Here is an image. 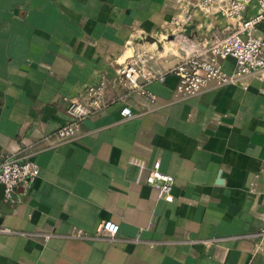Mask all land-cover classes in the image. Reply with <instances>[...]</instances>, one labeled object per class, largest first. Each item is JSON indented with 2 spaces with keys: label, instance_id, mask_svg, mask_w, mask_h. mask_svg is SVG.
Segmentation results:
<instances>
[{
  "label": "crops",
  "instance_id": "crops-1",
  "mask_svg": "<svg viewBox=\"0 0 264 264\" xmlns=\"http://www.w3.org/2000/svg\"><path fill=\"white\" fill-rule=\"evenodd\" d=\"M171 15L168 0H0V158L38 167L18 200L0 199V264H264V70L183 99L168 72L148 83L152 102L124 96L138 114L119 118L117 67L134 48L166 72L228 30L216 12L178 28ZM99 80L104 105L59 140L63 98ZM155 160L171 201L144 180ZM107 218L116 233L94 234Z\"/></svg>",
  "mask_w": 264,
  "mask_h": 264
},
{
  "label": "built area",
  "instance_id": "built-area-1",
  "mask_svg": "<svg viewBox=\"0 0 264 264\" xmlns=\"http://www.w3.org/2000/svg\"><path fill=\"white\" fill-rule=\"evenodd\" d=\"M251 2L255 3V9L246 14L245 10ZM168 5L172 9L170 18L174 28L189 23L193 12L198 10L202 14L218 13L226 19L228 30L218 34L214 29H209L205 43L175 62L166 72L157 71L151 66V54L147 48H134L117 67L118 75L125 86L124 92L114 99L121 104L118 108L120 119L138 114L124 102V96L135 93L152 102L155 94L148 88V83L162 81L168 72L175 76L172 97L183 99L212 86L231 84L245 88L248 76H260L264 70V38L254 33L256 25L264 21V0H168ZM226 57H231L233 61L230 69L225 68L222 63V59ZM103 87V81L99 80L84 87L81 99L63 98L66 119L54 130L59 140L74 137L80 122L104 105ZM37 174L38 167L31 159L2 156L0 182L3 187L0 199L5 202L18 200L28 191ZM144 180L155 188L158 197L171 201L174 176L160 170L157 160L153 161ZM1 230L19 232L6 227ZM117 230L118 224L107 218L99 221L94 234L113 235ZM260 233L261 236L264 234V226ZM39 235L45 240L50 233L42 232ZM71 236L87 235L77 229Z\"/></svg>",
  "mask_w": 264,
  "mask_h": 264
},
{
  "label": "water",
  "instance_id": "water-1",
  "mask_svg": "<svg viewBox=\"0 0 264 264\" xmlns=\"http://www.w3.org/2000/svg\"><path fill=\"white\" fill-rule=\"evenodd\" d=\"M2 187H3V185H2V183L0 182V198H1V196H2Z\"/></svg>",
  "mask_w": 264,
  "mask_h": 264
}]
</instances>
